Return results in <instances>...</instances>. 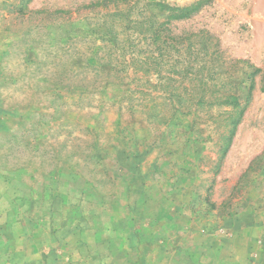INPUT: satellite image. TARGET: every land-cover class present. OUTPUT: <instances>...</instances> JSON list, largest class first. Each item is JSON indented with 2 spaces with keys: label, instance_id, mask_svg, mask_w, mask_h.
Listing matches in <instances>:
<instances>
[{
  "label": "rangeland",
  "instance_id": "rangeland-1",
  "mask_svg": "<svg viewBox=\"0 0 264 264\" xmlns=\"http://www.w3.org/2000/svg\"><path fill=\"white\" fill-rule=\"evenodd\" d=\"M123 165L189 229L264 225V0H0V231L81 225Z\"/></svg>",
  "mask_w": 264,
  "mask_h": 264
},
{
  "label": "crops",
  "instance_id": "crops-1",
  "mask_svg": "<svg viewBox=\"0 0 264 264\" xmlns=\"http://www.w3.org/2000/svg\"><path fill=\"white\" fill-rule=\"evenodd\" d=\"M125 167L131 176L123 178L117 201L108 206L100 199L99 212L89 209L81 225L72 219L66 231H0V264H264L262 222L238 216L189 229L164 204L156 212L158 199L141 168L119 166Z\"/></svg>",
  "mask_w": 264,
  "mask_h": 264
}]
</instances>
